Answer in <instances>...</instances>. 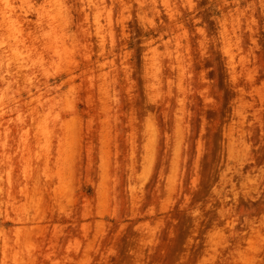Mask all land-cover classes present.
Instances as JSON below:
<instances>
[{
    "label": "rangeland",
    "instance_id": "374dc122",
    "mask_svg": "<svg viewBox=\"0 0 264 264\" xmlns=\"http://www.w3.org/2000/svg\"><path fill=\"white\" fill-rule=\"evenodd\" d=\"M0 264H264V0H0Z\"/></svg>",
    "mask_w": 264,
    "mask_h": 264
}]
</instances>
